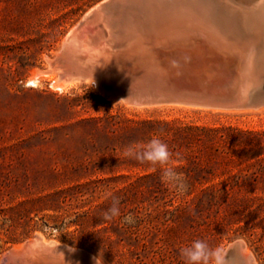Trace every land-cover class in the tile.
<instances>
[{
    "label": "rangeland",
    "instance_id": "obj_1",
    "mask_svg": "<svg viewBox=\"0 0 264 264\" xmlns=\"http://www.w3.org/2000/svg\"><path fill=\"white\" fill-rule=\"evenodd\" d=\"M102 1L0 0V264L35 238L103 264H185L180 248L196 239L224 257L241 242L264 264V106H128L90 83H54L50 62ZM153 137L181 154L185 194L124 155ZM114 197L120 215L103 221ZM129 214L135 224L122 223Z\"/></svg>",
    "mask_w": 264,
    "mask_h": 264
},
{
    "label": "water",
    "instance_id": "obj_2",
    "mask_svg": "<svg viewBox=\"0 0 264 264\" xmlns=\"http://www.w3.org/2000/svg\"><path fill=\"white\" fill-rule=\"evenodd\" d=\"M255 12L232 0H103L50 64L59 78L96 81L130 105L256 109L264 106V39L253 29ZM244 249L234 242L225 262ZM93 257L35 238L1 264H95Z\"/></svg>",
    "mask_w": 264,
    "mask_h": 264
},
{
    "label": "clouds",
    "instance_id": "obj_3",
    "mask_svg": "<svg viewBox=\"0 0 264 264\" xmlns=\"http://www.w3.org/2000/svg\"><path fill=\"white\" fill-rule=\"evenodd\" d=\"M126 157L134 158L139 163L159 165L161 168V180L177 194L183 195L188 191L189 185L182 173L174 166L173 157L181 159L180 153H173L169 146L159 137L151 138L146 144L139 147L128 146L124 149ZM120 201L118 198L112 199L111 207L101 213L103 221H111L120 215ZM122 223L135 224L136 220L132 214L124 217ZM180 256L185 264H226L223 249L213 248L207 241L196 239L190 245L180 248ZM95 264H103V257L100 255L93 257Z\"/></svg>",
    "mask_w": 264,
    "mask_h": 264
},
{
    "label": "bare ground",
    "instance_id": "obj_4",
    "mask_svg": "<svg viewBox=\"0 0 264 264\" xmlns=\"http://www.w3.org/2000/svg\"><path fill=\"white\" fill-rule=\"evenodd\" d=\"M254 1L257 3L256 6H254V4H255L254 2H253V4L251 3V5H249L251 7L254 6L253 8L250 7L252 11H254V10L256 11L255 12L256 13L255 14L256 17L254 16L255 18L253 20V27H254L253 29L255 31H257L258 35H261V37L264 39V0H254ZM245 5H247V4H245ZM247 6H246V8L248 9L249 7H247ZM251 19H253V16L246 17V22L249 23V20H251ZM57 72H58V74L60 73L59 71H57ZM31 83H33V82H31ZM54 83L56 84L57 87H62V88L65 87V86L68 87L69 85L72 86V85H75V84H78V83H90V84H92L95 87V89H97L102 95L106 96L111 101H113V102H122L125 105L131 106L130 104L126 103L125 101H122V100L118 99L117 97H113V96L103 92L100 89L99 84L96 81H93V80H72V79H61V78L57 79L56 78ZM176 106L191 107V108L203 109V110H209V111H234L235 112V111H239V110H242V111L244 110V109L217 110V109L200 108V107L189 106V105H176ZM242 111H240V112H242ZM20 247L21 246H18L16 248H20ZM249 261H251V262L249 263ZM226 264H254V262H253L251 254L248 251H246V249H244V251H242L240 253V255L237 252L232 253L231 255H229L228 259L226 260Z\"/></svg>",
    "mask_w": 264,
    "mask_h": 264
}]
</instances>
